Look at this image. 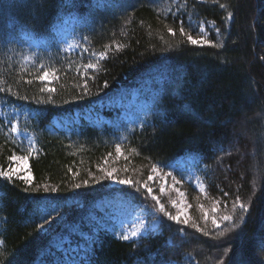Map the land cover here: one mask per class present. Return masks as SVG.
<instances>
[{"label":"trees","instance_id":"obj_1","mask_svg":"<svg viewBox=\"0 0 264 264\" xmlns=\"http://www.w3.org/2000/svg\"><path fill=\"white\" fill-rule=\"evenodd\" d=\"M67 18L77 50L52 45L23 67L25 40H50ZM134 95L141 120L124 134L84 119L53 132ZM17 155L31 177L0 176V264H264V0H0V171ZM186 156L205 191L184 181V224L150 177ZM113 197L158 212V229L128 241L93 221Z\"/></svg>","mask_w":264,"mask_h":264},{"label":"rangeland","instance_id":"obj_2","mask_svg":"<svg viewBox=\"0 0 264 264\" xmlns=\"http://www.w3.org/2000/svg\"><path fill=\"white\" fill-rule=\"evenodd\" d=\"M73 30V22L67 18L63 23L56 28L54 36L50 40L36 42L32 39L25 40V51L22 52L19 58V63L23 67L33 66L37 62L40 51L49 49L52 45H59L64 51L71 53L77 50V35ZM200 32V31H199ZM205 32V31H204ZM204 32H200L204 34ZM202 39V38H198ZM44 66H39V70L43 71ZM45 72V71H44ZM43 75V73H42ZM45 81V80H44ZM52 81V75L45 81ZM134 100L127 104V109L121 112H115L108 118L102 112V105L86 108L81 112H76L73 116H65L55 121V130L53 132L66 131L73 129L81 119L93 124L101 126L105 124L114 129L119 134H124L132 126L138 124L141 120L142 102ZM108 109V105L106 106ZM16 114V112H14ZM33 150V148H32ZM32 152V151H31ZM15 157H21L17 155ZM198 161L194 157H181L167 165H156L151 175V185L155 184L160 187L162 192L172 190L176 197L174 207L181 218L187 219L189 216L190 204L186 199L184 191L181 189L184 181L193 182L200 192H204L205 188L202 181L199 179L201 169L198 166ZM15 171L12 177H20L30 179L29 161H19L12 159V166ZM153 190V188H151ZM148 192V191H147ZM150 197L157 198L148 192ZM160 209V206H159ZM93 221H99L102 224L105 222L107 228L114 233L118 238L123 239L124 235H128L129 240H135L139 236L146 235L149 232L155 231L159 226L158 212L150 210L140 205H133L126 202L120 197L105 198L96 202L93 212ZM138 233L137 236H132V233ZM67 243V240L62 241L57 247L61 250L62 245ZM191 259V258H190ZM192 260V259H191ZM41 262V261H40ZM40 264V263H38Z\"/></svg>","mask_w":264,"mask_h":264},{"label":"snow or ice","instance_id":"obj_3","mask_svg":"<svg viewBox=\"0 0 264 264\" xmlns=\"http://www.w3.org/2000/svg\"><path fill=\"white\" fill-rule=\"evenodd\" d=\"M229 17H231V13H229ZM180 24H181L180 32L183 34V33L185 32V29H184V27H183L184 21L181 20V21H180ZM199 30H200V32H202V33L205 31L203 25H201V27H200ZM169 31H171V29H169ZM216 31H217V34H219V29H218V28L216 29ZM187 39H188V41H189L192 45L204 46V45H207V44H210V43H211V41H209V40H205V39H199V40H198V39H194L191 35H188ZM217 46L219 47V46H221V45H217ZM88 67H89V68H92L93 65L89 64ZM51 75H52V73H50V72H48V71H45V72H43V75H42L41 79L46 81ZM49 91H54V89H49ZM13 130L15 131L16 129H13ZM117 150L119 151V146H117ZM10 159H13V160H19V161H27L28 158L25 157V156H21V157H18V158H17V157H11ZM14 171H15L14 168H10L8 171H0V176H3V177L8 178V179H11V177H12ZM107 175H108V177H110V178L112 177V173H111V172H109ZM25 179H27V177H25ZM150 179H151V177H150ZM116 182H118V183H120V184H128V185H131V184H132V181H131V180H128V179H121V180H118V181H116ZM75 187H76V188H79L80 185H79V184H76ZM147 191H148L149 193H151V192H152V189H151V188H147ZM239 207H240L241 210H243V211H247V207H246V205H245L244 203H240V204H239ZM54 211H59V209H54ZM160 211H161V212L164 211V207H163L162 204L160 205ZM50 214H51V213H49V215H50ZM169 218H170L171 220H173V221H176L177 223H180V222H181V217H180V215H176V216H171V215H169ZM61 219H62V217H61ZM222 219H223L224 221H231V220L233 219V217H232V216H227V215H226V216H223ZM45 220H47V217H45ZM213 222L215 223V220H214ZM183 223H184V224H187V223H188V220H187V219H184V220H183ZM137 235H138V233H136V232H133V233H132V236H137ZM122 238H123L124 240H128V239H129L128 235H124ZM221 264H223V262H221Z\"/></svg>","mask_w":264,"mask_h":264}]
</instances>
